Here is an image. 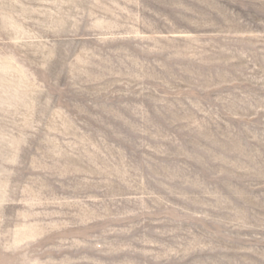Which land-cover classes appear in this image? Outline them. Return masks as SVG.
Wrapping results in <instances>:
<instances>
[{"label":"rangeland","instance_id":"374dc122","mask_svg":"<svg viewBox=\"0 0 264 264\" xmlns=\"http://www.w3.org/2000/svg\"><path fill=\"white\" fill-rule=\"evenodd\" d=\"M0 264H264V0H0Z\"/></svg>","mask_w":264,"mask_h":264}]
</instances>
